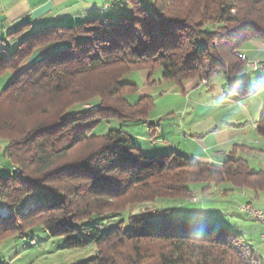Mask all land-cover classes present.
I'll return each mask as SVG.
<instances>
[{
	"label": "trees",
	"instance_id": "1",
	"mask_svg": "<svg viewBox=\"0 0 264 264\" xmlns=\"http://www.w3.org/2000/svg\"><path fill=\"white\" fill-rule=\"evenodd\" d=\"M131 3L130 12L114 18L51 27L9 53L0 50V78L9 82L0 91V151L13 167V175L0 176V207L10 212L0 216V250L5 240L41 226L68 249L96 245L98 256L84 264H264L230 227L177 219L168 209L128 212L175 190L190 197L221 185L250 190L257 200L264 169L251 171L232 153L214 163L178 152L147 157L128 131L95 134L114 118L146 123L154 114L152 96L129 99L138 85L122 79L134 71L149 70L151 79L160 68L166 82L181 87L246 71L237 52L252 37L264 39V0ZM28 27L8 37H22ZM55 43L59 52L34 60ZM256 132L264 137V109ZM183 168L190 172L174 176Z\"/></svg>",
	"mask_w": 264,
	"mask_h": 264
},
{
	"label": "rangeland",
	"instance_id": "2",
	"mask_svg": "<svg viewBox=\"0 0 264 264\" xmlns=\"http://www.w3.org/2000/svg\"><path fill=\"white\" fill-rule=\"evenodd\" d=\"M142 1L143 4H146V0ZM244 47L253 50L248 55L250 60H247L243 48L237 52V56L240 53L244 55L242 59L246 60V68L248 69L235 77L220 72L208 82L192 79L185 82L181 87L174 82H166L163 79L162 69L158 68L155 70L153 77L155 83L152 85L145 86L142 83L139 77V72L142 70L126 75L122 81L138 85L137 93L129 96L132 102L137 101L144 94L152 92L157 97L156 104L157 99L162 98L167 89H171L168 90L169 95H174V88H169L170 86L178 87L179 94L174 95L173 98L180 101H174L166 107L158 104L159 111L155 112V114L165 116L170 113L173 114H171L173 117L162 128L156 126V134L159 136L168 126L174 127V151L181 154L189 151L185 157L190 159H193L192 153H194V159L197 161L200 160L198 157L204 160L207 155L218 159V161L225 160L227 159L225 156L232 153L236 158L247 160L251 171L258 172L264 169V137L259 136L256 132V123L264 109V39L252 37L244 42ZM61 48V44H50L39 49L37 54L41 55V58L52 56ZM254 64H257V68H259L256 71L249 69L253 68ZM5 78L6 76L0 78V91L9 84V82L3 81ZM160 82H162V86L159 84ZM194 89H196L195 92H193ZM117 106L121 105L118 104ZM222 122L231 126L230 129L223 131L225 134L227 132L226 137L230 141L227 146L224 142H220L225 138L209 137L213 136L210 135V127L211 130L216 126L221 127ZM119 129L128 131L133 136L140 138L146 133L152 139L151 144L158 141L155 134L151 133L150 127L147 128L142 123L118 118L102 124L95 134L102 135L110 130ZM206 136L208 139L202 141ZM191 139L195 142L193 143ZM196 140L201 141V143L198 144ZM136 143L139 145L140 142L136 140ZM5 146L6 142L0 139V150ZM143 154L147 156L145 153ZM181 172H190V170L187 168L174 170V176L181 174ZM3 175H13V167L8 160L2 157L0 151V176ZM179 177L184 181V175ZM225 188L221 185L217 188L212 187L210 190L207 188L206 191L204 188L199 191L195 190L190 197H187L184 191L175 190L174 193L152 203L129 206L128 212L137 215L147 211L156 214L160 209H168L171 212L179 210L180 213L190 212L193 215L190 221L216 223L219 227L226 226L228 228L230 221H232L234 225H237L234 232L243 234L248 243L254 246L257 252L264 257V243L261 239L264 227L262 229L261 226L263 225L260 222L255 221L241 210L243 205L249 203L264 211V193H260L259 199L252 201L253 194L250 190H237L238 193L232 201L234 203L231 208H227L226 204L220 207L213 203L205 205L203 202L199 204L188 203L187 206L180 203L178 207L180 201L199 202L210 191L217 193L222 191L223 194H228ZM241 193L243 194L242 197L239 195ZM32 204L30 202V205ZM182 206L184 207L181 208ZM26 212L27 209L24 213ZM9 214V210L0 207V216L7 217ZM176 218L182 219L179 214H176ZM98 254L96 245L81 249H68L65 247L63 238H51L41 226H36L27 230L24 235H18L3 242L0 250V264H84L86 260L95 258Z\"/></svg>",
	"mask_w": 264,
	"mask_h": 264
},
{
	"label": "crops",
	"instance_id": "3",
	"mask_svg": "<svg viewBox=\"0 0 264 264\" xmlns=\"http://www.w3.org/2000/svg\"><path fill=\"white\" fill-rule=\"evenodd\" d=\"M131 1L132 0H0V50H5V52L9 53L13 51L18 46L20 41L24 40L28 35L51 27H74L95 18H99L101 20L114 18L126 11L130 12L132 8ZM148 2H154V0H147L146 4ZM25 25H29V29L26 31V33H24L22 37H8L9 34ZM243 51L248 57L249 53L253 50L243 47ZM40 56L36 54L34 60H39L41 58ZM150 74L151 73L149 70H142L139 72L140 80L145 86L152 85L153 82L155 83L153 79L154 75L150 79ZM159 84L162 86V82H160ZM169 88H174L173 94L175 96L179 94V89L177 86H170ZM168 90L171 89H167L165 95L162 98L157 99L155 104V112L159 111L158 104H160V106L166 107L174 101H180L179 99L177 100L173 98L174 95H169ZM195 90L196 89H194L193 92H195ZM144 95L152 96L154 100H156L157 98L152 92L146 93ZM155 112L147 120L146 123L142 124L147 128L150 127L151 133L155 134V138L158 140L156 143L151 144L150 142L152 141V139L149 138L146 133L142 138L135 137L132 133H130L136 146L149 157L176 152L174 151V127L168 126L161 132L159 136H157L156 134V126L162 128L164 125H166L165 123L173 117L171 116L172 113L165 116L163 114H155ZM220 126L221 127L216 126L212 128V130L210 127V135L213 136L209 137L217 136L219 139L225 138V140L220 142H224L225 146H227L228 142L230 141L226 137L227 132L225 134L223 133V131L225 129H230L231 126L228 123L224 122H222V125ZM206 139H208V136H206L202 141H206ZM136 140L140 142L139 145H137ZM191 141L193 143L195 142V140L193 139H191ZM196 142H198V140H196ZM200 143L201 141L198 142V144ZM188 152L186 151V153L182 154L186 156L185 154H189ZM192 155V158L194 159V153H192ZM198 158L202 160V158ZM201 162L214 163L218 162V159L207 155ZM220 193L210 191L209 194L204 196V198L199 202H193L191 200L186 202L178 201V207L180 203H183L184 206H187L188 203L199 204L203 202L205 205H207L208 203H213L220 207L223 204H226L227 208H231L234 203L232 201H234L236 193H238V191L235 190L233 192H228V194H223V192L220 191ZM239 195L240 197L243 196L242 193ZM184 206H182L181 208H183ZM174 214L175 216L176 214H179L180 217L187 219H190L193 216L190 212L180 213L179 210ZM229 227L234 230V228H237V225H234V222L230 221ZM261 228L263 229V226H261Z\"/></svg>",
	"mask_w": 264,
	"mask_h": 264
},
{
	"label": "built area",
	"instance_id": "4",
	"mask_svg": "<svg viewBox=\"0 0 264 264\" xmlns=\"http://www.w3.org/2000/svg\"><path fill=\"white\" fill-rule=\"evenodd\" d=\"M151 5H152V3H151ZM238 56L241 58L244 57V55L241 53ZM253 68L257 69V64H254ZM241 210L244 211V213L247 214L248 216L255 219V221L260 222L264 227V211L263 210H260V209L255 208V207H251V205L249 203H246L245 205H243L241 207ZM262 240L264 243V232L262 234Z\"/></svg>",
	"mask_w": 264,
	"mask_h": 264
},
{
	"label": "bare ground",
	"instance_id": "5",
	"mask_svg": "<svg viewBox=\"0 0 264 264\" xmlns=\"http://www.w3.org/2000/svg\"><path fill=\"white\" fill-rule=\"evenodd\" d=\"M251 205V204H250ZM251 207H254L253 205H251ZM244 212V211H243Z\"/></svg>",
	"mask_w": 264,
	"mask_h": 264
}]
</instances>
